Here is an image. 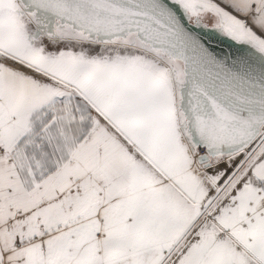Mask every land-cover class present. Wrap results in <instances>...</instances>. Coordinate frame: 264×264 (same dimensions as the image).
<instances>
[{
	"label": "snow or ice",
	"instance_id": "obj_1",
	"mask_svg": "<svg viewBox=\"0 0 264 264\" xmlns=\"http://www.w3.org/2000/svg\"><path fill=\"white\" fill-rule=\"evenodd\" d=\"M0 264H264V0H0Z\"/></svg>",
	"mask_w": 264,
	"mask_h": 264
}]
</instances>
